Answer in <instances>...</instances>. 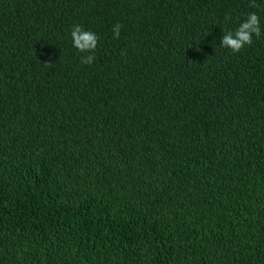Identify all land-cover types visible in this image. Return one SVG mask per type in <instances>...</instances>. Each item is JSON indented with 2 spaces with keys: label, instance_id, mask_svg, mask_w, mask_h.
<instances>
[{
  "label": "trees",
  "instance_id": "obj_1",
  "mask_svg": "<svg viewBox=\"0 0 264 264\" xmlns=\"http://www.w3.org/2000/svg\"><path fill=\"white\" fill-rule=\"evenodd\" d=\"M250 3L0 0V264H264V35L220 46Z\"/></svg>",
  "mask_w": 264,
  "mask_h": 264
},
{
  "label": "clouds",
  "instance_id": "obj_2",
  "mask_svg": "<svg viewBox=\"0 0 264 264\" xmlns=\"http://www.w3.org/2000/svg\"><path fill=\"white\" fill-rule=\"evenodd\" d=\"M250 6L256 7L255 0H251ZM224 19L227 21L231 17L225 15ZM121 27L118 23L113 26V38H119ZM262 35H264V31L261 28L260 17L256 12H250L235 31L229 30L223 33L220 46L229 49L233 54L239 53L243 48L253 43L254 37L259 39ZM71 39L73 47L78 52L86 54L81 55V64L91 65L96 59L95 50L99 41L96 33L85 30L80 25H74L71 31Z\"/></svg>",
  "mask_w": 264,
  "mask_h": 264
}]
</instances>
